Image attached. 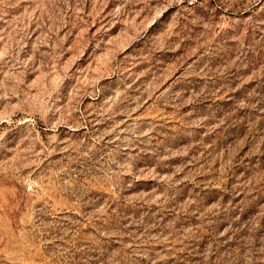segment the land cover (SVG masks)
I'll list each match as a JSON object with an SVG mask.
<instances>
[{"label":"rangeland","instance_id":"374dc122","mask_svg":"<svg viewBox=\"0 0 264 264\" xmlns=\"http://www.w3.org/2000/svg\"><path fill=\"white\" fill-rule=\"evenodd\" d=\"M0 264H264V0H0Z\"/></svg>","mask_w":264,"mask_h":264}]
</instances>
